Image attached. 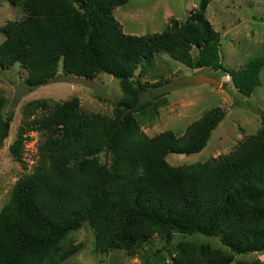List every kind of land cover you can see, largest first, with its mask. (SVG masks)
<instances>
[{
	"label": "trees",
	"instance_id": "obj_1",
	"mask_svg": "<svg viewBox=\"0 0 264 264\" xmlns=\"http://www.w3.org/2000/svg\"><path fill=\"white\" fill-rule=\"evenodd\" d=\"M8 1L25 14L2 28L0 65L22 66L30 91L70 75L108 73L119 79L123 97L112 116L87 112L77 96L26 104L10 145L13 159L26 167L30 132L46 137L33 170L17 179L0 210V264H63L81 248L65 239L86 223L95 231V251L103 254L123 249L136 255L153 236L170 241L174 232L201 233L221 244L181 240L162 264H233L237 255L264 252V110L261 127L234 150L188 165L167 157L201 152L224 108L205 112L182 134L168 129L149 136L140 120L158 115L167 102L158 94L142 96L169 80L134 79L141 64L152 66L161 53L191 68L223 70L244 96L261 85L264 55L240 69L223 64L222 34L206 15L212 0H201L186 21L171 18L164 31L143 35L126 33L115 16L129 0ZM5 106L0 97V148L13 121V114L4 116Z\"/></svg>",
	"mask_w": 264,
	"mask_h": 264
},
{
	"label": "rangeland",
	"instance_id": "obj_2",
	"mask_svg": "<svg viewBox=\"0 0 264 264\" xmlns=\"http://www.w3.org/2000/svg\"><path fill=\"white\" fill-rule=\"evenodd\" d=\"M200 2L201 0H129L125 5L117 7L114 13L126 33L143 35L164 31L171 18L186 21ZM24 14L20 7L8 0H0V43L5 38L2 28L6 22L21 19ZM206 15L214 28L222 34L220 57L225 66L240 69L252 59L264 55V0H212ZM193 54H196L195 50ZM145 64H141L136 71L135 80L151 84L164 79L170 81L163 87L150 88L142 96L143 101L157 94L167 98V102L158 107V115L140 116L142 128L149 136L168 129L182 134L193 121L214 107L221 106L226 110L225 118L213 131L207 146L201 152L189 155L171 153L167 157L171 164L188 165L226 154L261 127L264 68L260 75L261 85L248 97L236 89L231 77L223 70L216 72L209 67L191 68L168 53L156 55L152 66L143 69ZM198 73L221 79L225 85L216 87L208 83H174L181 77H192ZM26 77L27 71L19 64L11 68L0 65V97L6 99L3 113L5 117L13 114L10 135L0 148V210L10 199L17 179L33 170L46 137L39 131L30 132L23 157L26 167L13 159L10 145L17 137L28 102L40 98L65 101L77 96L87 112L112 116L115 103L123 97L119 79L108 73H101L94 79L70 75L41 85L33 91L25 84ZM100 159L105 161V155L101 154ZM181 240L221 246L217 238L201 233L190 235L174 232L170 241L167 237L153 236L136 255L123 249H113L105 254L97 253L95 231L86 223L65 239V244H81V248L63 264H162L163 259H169L168 252ZM241 259L264 261V252L237 255L233 264Z\"/></svg>",
	"mask_w": 264,
	"mask_h": 264
},
{
	"label": "water",
	"instance_id": "obj_3",
	"mask_svg": "<svg viewBox=\"0 0 264 264\" xmlns=\"http://www.w3.org/2000/svg\"><path fill=\"white\" fill-rule=\"evenodd\" d=\"M174 83L179 85H183V84L198 85L202 83H208L216 87H221L223 85V81L221 79H218L216 77L204 73H198L197 75H194L192 77H181L178 80H176Z\"/></svg>",
	"mask_w": 264,
	"mask_h": 264
}]
</instances>
